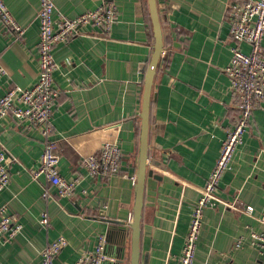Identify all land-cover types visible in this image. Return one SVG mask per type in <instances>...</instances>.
Returning <instances> with one entry per match:
<instances>
[{"label":"crops","instance_id":"crops-1","mask_svg":"<svg viewBox=\"0 0 264 264\" xmlns=\"http://www.w3.org/2000/svg\"><path fill=\"white\" fill-rule=\"evenodd\" d=\"M26 31L20 37L0 23V97L14 85L31 88L39 76L40 0H5ZM59 13L76 17L104 0H55ZM119 21L112 34L86 26L54 49L60 97L54 111V139L60 171L83 177L72 197L60 198L32 169L43 153L39 130L13 117L0 119V149L11 158V183L0 191L24 225L11 241L0 240V264H42L48 240L66 236L55 264H73L107 237L104 264H131L132 230L139 167L145 71L155 44L149 0H114ZM230 0H157L165 50L153 87L149 158L140 238V264H177L191 212L220 153L236 107L226 67L231 58L227 9ZM248 51V45H244ZM105 140L117 141L123 169L109 178L93 177L82 160ZM45 186L51 196H43ZM254 206L252 215L246 206ZM48 209L51 225L39 223ZM264 106L253 112L218 192V204L204 212L196 264H264L247 241L250 230L264 231ZM126 227L127 230L122 228Z\"/></svg>","mask_w":264,"mask_h":264},{"label":"built area","instance_id":"built-area-1","mask_svg":"<svg viewBox=\"0 0 264 264\" xmlns=\"http://www.w3.org/2000/svg\"><path fill=\"white\" fill-rule=\"evenodd\" d=\"M40 3L37 82L31 88L20 85L8 88L0 97V119L10 116L26 128L40 131L43 153L39 164L32 169V176L37 181L42 176L45 177L50 186L56 187L60 198H69L73 196L83 177L76 175L75 178L68 179L60 171V155L54 139L56 127L53 121L60 97V90L55 83L59 64L54 49L58 44L67 43L76 37L86 26L111 35L119 21V7L114 0H104L96 8L76 17L59 13L55 18L56 1L40 0ZM226 16L231 39V58L226 73L231 82V94L237 111L233 125L227 129L215 166L193 206L189 229L177 264H196L204 212L218 204L220 183L225 173L231 169L237 149L244 142L253 112L264 106V0H230ZM0 23L17 37L24 35L26 31V27L17 21L5 0H0ZM245 44L250 48L248 51L244 50ZM4 75H7L6 69L0 65V78ZM10 164V156L5 148H1L0 191L8 188L11 183ZM81 164L91 176L109 178L123 169L122 148L117 141L105 140L99 151L85 157ZM43 196L47 200L50 198L48 186H45ZM245 210L252 215L254 206H246ZM259 220L264 225V213ZM39 223L49 230L51 218L48 209L41 213ZM23 231L24 225L10 205H1L0 240L11 241ZM247 241L264 258V231L250 230L248 235L240 236L235 242V249L244 247ZM67 244L68 239L64 235L48 240L41 252L42 264H55L57 256ZM106 246V235H99L94 248L83 251L73 264H104L109 258Z\"/></svg>","mask_w":264,"mask_h":264},{"label":"water","instance_id":"water-1","mask_svg":"<svg viewBox=\"0 0 264 264\" xmlns=\"http://www.w3.org/2000/svg\"><path fill=\"white\" fill-rule=\"evenodd\" d=\"M151 17L154 26L155 44L151 59L148 64L142 66L145 71L143 106L141 112V133H140V151H139V167L136 179V200L134 206L133 220L130 222L132 230V260L131 264H140V238L141 224L144 207V194L146 187L149 158V131L151 106L153 102V87L158 67L165 50L163 26L159 15L157 0H149ZM123 230H127L123 226Z\"/></svg>","mask_w":264,"mask_h":264},{"label":"trees","instance_id":"trees-1","mask_svg":"<svg viewBox=\"0 0 264 264\" xmlns=\"http://www.w3.org/2000/svg\"><path fill=\"white\" fill-rule=\"evenodd\" d=\"M164 53V52H163ZM162 57H163V54H162ZM161 60H162V58H161ZM161 62V61H160Z\"/></svg>","mask_w":264,"mask_h":264}]
</instances>
